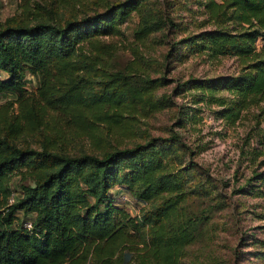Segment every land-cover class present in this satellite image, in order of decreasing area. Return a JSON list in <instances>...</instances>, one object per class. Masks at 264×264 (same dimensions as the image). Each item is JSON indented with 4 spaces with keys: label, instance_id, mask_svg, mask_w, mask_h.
I'll return each instance as SVG.
<instances>
[{
    "label": "trees",
    "instance_id": "obj_1",
    "mask_svg": "<svg viewBox=\"0 0 264 264\" xmlns=\"http://www.w3.org/2000/svg\"><path fill=\"white\" fill-rule=\"evenodd\" d=\"M197 3L211 26L175 44L185 42L207 59L231 57L236 69L214 78H189L179 87L198 89L200 100L215 104L216 118L226 125L240 123L249 108L258 107L244 146L264 113L259 104L264 102V0ZM17 7L19 12L0 21V92L14 94L0 103V264H179L205 218L186 209L198 189L187 184L192 161L177 158V167L167 166L175 139L157 143L147 136L126 144L116 138L126 129L124 112L136 105L171 106L168 99L151 98L156 84L167 80L151 78L132 64L129 70L111 69L104 50L95 45L91 55L79 51L93 33H117V23L131 12L138 15L135 40L164 24L176 25L147 0L104 3L102 11L94 2L93 13L84 16H63L58 7L37 0H21ZM25 76L36 77L34 91L26 90ZM81 137L89 147L73 144ZM261 165L264 156L246 177L251 186L237 189L255 190L264 198ZM16 169L29 182L7 203L8 176ZM114 185L138 206L136 217L114 200ZM18 211L30 217L29 228L16 220Z\"/></svg>",
    "mask_w": 264,
    "mask_h": 264
},
{
    "label": "rangeland",
    "instance_id": "obj_2",
    "mask_svg": "<svg viewBox=\"0 0 264 264\" xmlns=\"http://www.w3.org/2000/svg\"><path fill=\"white\" fill-rule=\"evenodd\" d=\"M29 1L33 3V0ZM37 1L47 7H58L63 16L69 13L84 16L93 13L94 2L95 9L102 11L104 3L117 0ZM20 2L0 0V21L19 12L17 5ZM197 2L147 0L154 11L163 10L176 27L164 24L162 29L150 33L145 39L135 40L133 30L138 15L131 12L117 23V33H93L90 41L80 44L79 51L91 55L95 52V45L104 50L106 65L111 69L129 70L132 64L144 69L151 78L167 80L164 84H156L151 98L168 99L171 106L153 109L145 104L141 107L136 105L128 115L124 112L126 129L123 136L117 131L116 138L126 144L143 141L147 136L156 138L157 143L175 139L174 151L167 157V166L177 167L178 159L184 163H187V159L192 161L193 169L188 170L190 178L187 184L196 185L198 189L188 198L186 209L201 212L205 218L194 229L193 239L184 247L179 264H264V218L260 217L264 214V198L256 195L255 190L243 193L237 189L239 186L246 189L251 186L248 187L247 184L251 183H247L246 177L264 156V147L263 153L258 154L257 151L259 138L262 139L261 132H264V113L259 116L260 123L254 127L251 141L242 146L244 133L249 125L254 124L252 115L258 111V107L249 108L240 123L226 125L216 118L213 112L217 108L215 104L207 105L200 100L198 89L185 87L188 84L179 87L189 78H214L236 69V62L231 57L207 59L203 52L194 51L185 42L175 44L179 38L211 26ZM0 75L4 73L0 72ZM24 84L26 90L32 92L37 86V79L35 76H25ZM175 88L181 89L174 93ZM12 99L14 94L0 92V103ZM259 104L264 106L262 101ZM11 109L15 111L16 103L11 104ZM79 143L84 147L90 146L84 137L73 141V144ZM172 154L177 157L172 158ZM21 171L16 169L8 176L9 188L15 193L19 192L22 184L29 182L28 178L21 176ZM111 190L114 200L130 216L139 214L138 206L128 194L116 185ZM195 194L200 196L199 200L195 199ZM25 217L20 211L16 213L17 221Z\"/></svg>",
    "mask_w": 264,
    "mask_h": 264
},
{
    "label": "built area",
    "instance_id": "obj_3",
    "mask_svg": "<svg viewBox=\"0 0 264 264\" xmlns=\"http://www.w3.org/2000/svg\"><path fill=\"white\" fill-rule=\"evenodd\" d=\"M16 198V193L11 191L8 196H7V203H12ZM30 217L27 216V218H24L23 221H22V226L25 227V228H29L30 227Z\"/></svg>",
    "mask_w": 264,
    "mask_h": 264
}]
</instances>
